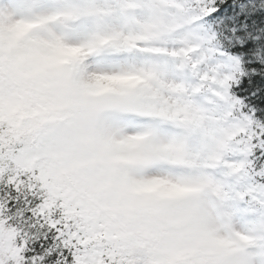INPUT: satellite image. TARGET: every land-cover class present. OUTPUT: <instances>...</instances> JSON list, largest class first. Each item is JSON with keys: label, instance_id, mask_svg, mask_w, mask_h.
I'll return each instance as SVG.
<instances>
[{"label": "snow or ice", "instance_id": "1", "mask_svg": "<svg viewBox=\"0 0 264 264\" xmlns=\"http://www.w3.org/2000/svg\"><path fill=\"white\" fill-rule=\"evenodd\" d=\"M0 264H264V0H0Z\"/></svg>", "mask_w": 264, "mask_h": 264}]
</instances>
